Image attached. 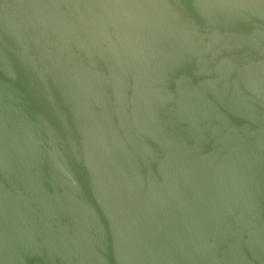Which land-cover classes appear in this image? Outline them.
I'll return each instance as SVG.
<instances>
[{"label": "water", "instance_id": "water-1", "mask_svg": "<svg viewBox=\"0 0 264 264\" xmlns=\"http://www.w3.org/2000/svg\"><path fill=\"white\" fill-rule=\"evenodd\" d=\"M0 264H264V0H0Z\"/></svg>", "mask_w": 264, "mask_h": 264}]
</instances>
